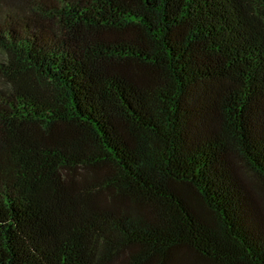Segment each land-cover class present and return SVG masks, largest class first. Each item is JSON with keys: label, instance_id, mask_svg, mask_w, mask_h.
I'll list each match as a JSON object with an SVG mask.
<instances>
[{"label": "trees", "instance_id": "trees-1", "mask_svg": "<svg viewBox=\"0 0 264 264\" xmlns=\"http://www.w3.org/2000/svg\"><path fill=\"white\" fill-rule=\"evenodd\" d=\"M0 264H264V0H0Z\"/></svg>", "mask_w": 264, "mask_h": 264}]
</instances>
